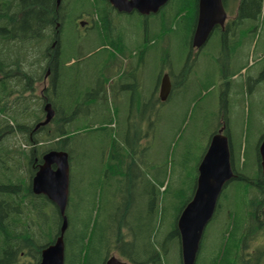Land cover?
Masks as SVG:
<instances>
[{
	"label": "trees",
	"instance_id": "16d2710c",
	"mask_svg": "<svg viewBox=\"0 0 264 264\" xmlns=\"http://www.w3.org/2000/svg\"><path fill=\"white\" fill-rule=\"evenodd\" d=\"M198 2L170 0L157 15L144 17V20L137 12L129 16H138L147 27L154 25L156 34L144 33V39L148 36L147 47L152 46L153 40L174 33L177 25L186 30L192 46ZM223 4L230 16L224 30L215 28L197 53L192 48L187 49L185 61L191 57L190 63L179 77L174 73L175 68L178 71L175 63L170 72L173 89L167 102L183 89L186 91V82L198 71L200 59L216 58L222 69L218 78L220 120L210 140L219 129L225 128L230 138L236 178L229 182L219 199L196 264H252L251 260H246L244 251L253 246L255 221H245L243 217L254 216L263 207L264 175L259 144L264 134L255 148L256 167L252 177L245 171H252L247 166L248 149H243L241 141L238 145L234 143V105L241 96L234 95V86L238 85L235 80L241 77L238 86L252 95L264 83V41L260 42V34L264 31V0H223ZM73 10L77 12L69 15ZM114 13L117 12L107 0H61L59 6L57 0H0V264H40L42 251L54 244L60 235L59 209L46 196L37 195L32 189L43 157L53 150L65 151L70 156L65 264H105L112 257V251L134 264H183L177 223L194 196L203 157L197 161L194 174L188 172L191 166L180 164L179 173L174 177L170 169L167 172L166 162L161 176L145 179L144 161L139 156L145 137L141 126L132 121L137 115L143 124L145 114L149 115L162 103L155 91L147 101L128 96L113 114L106 111L104 98L108 87L116 93L130 89L123 87V83L109 85L110 76L114 73L120 76L123 61L129 59L115 58L118 55L127 57L129 52L125 29H120V25L115 28ZM83 14L92 18L91 26L80 25L86 30L96 29L99 45L108 46L109 54L101 62L105 68L85 84H76L78 89L75 78L81 74L76 68L77 60H81L84 53L73 51L79 33L77 21ZM68 34L73 40L66 44ZM213 39L219 46L216 56L207 50ZM73 60L76 63L70 65ZM207 77L206 91L215 84L214 74L209 73ZM120 78L128 79L126 75ZM202 95L203 91L196 93L193 101H199ZM48 103L55 117L49 124L39 126L46 118ZM122 119L127 123L125 136L120 132ZM181 130L180 127L177 134ZM82 136H85L88 151L84 155L86 160L99 157L98 152L100 157L94 169L97 176L86 182L80 196L74 189L72 168L74 163L76 165L78 138ZM155 169L148 167L149 171ZM186 181L190 182V187ZM143 183L145 188L140 189ZM231 192L233 196L236 194L235 200ZM77 195L80 196L77 209H74L77 214L72 213L71 217V202ZM108 198L117 206L123 200L121 205L127 214L131 206V214L134 213L130 220L111 214L104 218Z\"/></svg>",
	"mask_w": 264,
	"mask_h": 264
},
{
	"label": "rangeland",
	"instance_id": "374dc122",
	"mask_svg": "<svg viewBox=\"0 0 264 264\" xmlns=\"http://www.w3.org/2000/svg\"><path fill=\"white\" fill-rule=\"evenodd\" d=\"M74 12H77V10H73V12L69 11L68 13L73 16ZM114 16V19L116 20L115 22L120 25V29H125L129 52L127 57L118 55L115 56V58H129L123 61L120 74V76L126 75L128 79L120 78V76L114 73L110 76L109 85H112L111 82H114V84L117 82L116 84H129V87L131 88L127 90L128 92L122 93H116L109 87L107 88L104 100L106 111L111 112V114L122 107L121 104L128 96H132L135 99L141 97L147 101L155 92V85L160 77H162L160 76L161 70L166 67L170 73L174 69L175 63L181 66L185 61V54L186 51H188L187 49L191 47L186 30H183L184 28L182 25H177L174 33H171L168 36L166 35V38H161L158 40V43L148 47L151 58H141L142 53L140 49L144 47V44L141 48L139 47L143 42L144 33L149 36L156 34L157 31L155 30L154 25H150L147 31L146 24L142 22L138 16L126 17L120 16L117 13H114ZM82 20L89 21L85 26H91L92 18L90 16H88L87 19L83 18ZM84 27L78 25L79 33L77 34V43L75 44L73 51V53L77 54L84 53L83 58L77 60L79 63L76 68L80 69L81 74V76H76L75 78V87L78 89L80 87L76 84H85V82L93 78L100 69L103 70V68H105V66L102 67L103 64H101V62L109 54L107 51L108 46L103 47V45H99L98 43L97 39L99 32L92 28L86 30ZM260 37V42L264 41V31L261 32ZM65 39L66 44L72 43L73 38L71 35L68 34ZM137 48L139 49L133 52V50ZM152 48H159L157 54L159 58H152L154 57ZM207 48L212 54L215 56L217 55L219 46L214 43V39L208 43ZM159 59L160 61L162 60L163 63L158 69ZM143 60L146 62L144 63ZM250 62L253 64V61L250 60ZM73 63H76L75 60H73L70 65ZM197 65L198 71H194L186 82V91L183 89L181 91L182 93L177 94L170 102L160 105L156 110H151L149 115L145 114L146 120L143 124L139 121L137 115L135 120L132 121L141 126L139 127L141 128L142 135L145 137L143 148L139 154L144 161L142 164L143 171L145 172V179L153 180L154 176H161L166 167V162L168 163L167 172L170 169V174L172 172L174 177L179 173L178 167L180 164L187 167L191 166V170L188 172L194 174L197 161L203 157L204 149L208 145L211 134L214 132V129L220 120L218 114V101L221 90L218 85L220 83L218 78L221 75L222 69L218 65L216 58L200 59L199 64ZM104 71L108 74L107 70L104 69ZM209 73L212 75L214 74L215 84L214 88L206 91V83L208 81L206 78H208L207 76ZM175 75H177V70H175ZM240 81L241 77L237 78L235 83L240 85ZM238 85L235 84L234 86L236 87L234 89V95H241L240 97L238 96L239 100L237 99L238 102L234 105V143L238 145V143L242 142L243 149H248L247 153L249 162L247 166L248 168H252V171H245L247 175L254 177L253 171L256 167L255 148L264 134V83L259 89L254 91L252 95H249L245 90L242 91ZM114 89L116 88L114 87ZM129 91L133 92L128 94L130 93ZM201 91H203V95L199 101H193L195 94ZM139 107H141V105ZM147 108L148 106L145 104L144 109L147 110ZM122 120L123 124L121 125L120 132L122 136H125L127 132L125 124L127 123L124 119ZM220 122L222 123V120ZM180 127L182 130L177 134ZM23 147L25 149L26 145ZM142 151H144V153H142ZM86 153H88V151L85 147V136H82L78 138L76 149L77 159L75 161L76 165L74 163L72 168L74 189L76 190V194L80 196L83 195L82 190L86 182L88 183L90 180L93 181L97 176L94 169L98 161L97 159L100 157V153L98 152L99 157L96 156L92 160L87 161L84 156ZM167 154H169L168 157ZM149 166H154L156 169L149 171ZM186 185H188V187L191 186L189 181H186ZM232 187L233 186H231V188ZM144 188L145 184L143 183L140 189ZM226 190L227 192L229 191L228 188ZM72 195H74V192H72ZM78 195L75 196V199L73 198L71 202V205H73V209L71 207V217L72 213L77 212L74 211V209H77V203L80 199V196ZM231 198L235 200L236 194L233 196V193L231 192ZM99 201L100 195L98 196L97 193L98 206ZM122 202L123 200H120L119 205L117 206L115 202L111 203L109 198L108 201L106 199L105 205L108 207V211L106 214H103V217L105 218V216L111 214L117 218L125 216V221L126 219L130 220V216H133L134 213L132 212L131 214L130 202V211L128 214L125 211L124 206L121 205ZM214 231L215 228H213L211 236L214 234ZM111 256L119 257L114 251L111 252Z\"/></svg>",
	"mask_w": 264,
	"mask_h": 264
},
{
	"label": "water",
	"instance_id": "95a60500",
	"mask_svg": "<svg viewBox=\"0 0 264 264\" xmlns=\"http://www.w3.org/2000/svg\"><path fill=\"white\" fill-rule=\"evenodd\" d=\"M120 13L137 11L142 15L157 14L170 0H108ZM61 0H57V5ZM227 12L223 0H199L198 19L193 37V47L202 48L217 26L224 27ZM82 26L85 23H81ZM172 90L171 79H162L159 97L166 102ZM46 118L39 124L45 126L55 117L51 104H46ZM38 126V127H39ZM262 174L264 175V139L259 146ZM236 178L232 167L230 138L221 128L212 136L208 149L198 168V179L192 200L182 211L177 227L181 238L183 264H196L205 231L214 218L219 199L225 187ZM71 166L70 156L65 151H50L33 179L32 189L37 195L46 196L59 209L62 217L60 235L56 242L42 251L40 264H65V234L69 227L66 215L70 200ZM105 264H134L117 256L107 259Z\"/></svg>",
	"mask_w": 264,
	"mask_h": 264
},
{
	"label": "flooded vegetation",
	"instance_id": "af4514ba",
	"mask_svg": "<svg viewBox=\"0 0 264 264\" xmlns=\"http://www.w3.org/2000/svg\"><path fill=\"white\" fill-rule=\"evenodd\" d=\"M108 1V0H107ZM199 3V2H198ZM110 4V3H109ZM110 6H111V8H113V10H114V12H117V13H120V12H118L111 4H110ZM226 10V9H225ZM135 12H137V11H133L132 13H120V14H126V15H131V14H134ZM227 12V11H226ZM138 13V12H137ZM159 13V12H158ZM157 13V14H158ZM197 13H198V10H197ZM140 14V13H139ZM157 14H151V15H157ZM141 16H143L142 18H143V20H144V17L145 18H148V17H150L151 15H148V16H146V15H142V14H140ZM227 15H228V17H227V21L225 22V26H226V23L228 22V20H229V14H228V12H227ZM83 18H88V16L87 15H85V14H83L82 16H81V18H79L80 20L78 21V25L79 26H81L80 24L81 23H87V22H89V21H87V20H82ZM197 19H198V16H197ZM146 25H147V23H145ZM119 25H118V23H116V25H115V28H117ZM196 26H197V24H196ZM196 26H195V30H194V33H195V31H196ZM225 26L224 27H220V26H217V27H220V28H222L223 30H224V28H225ZM216 27V28H217ZM146 28H148L149 29V26L147 27L146 26ZM148 29H147V31H148ZM115 31H116V29H115ZM193 37H194V34H193ZM158 40L159 39H157V40H153L152 41V45L153 44H155V43H158ZM143 42H144V47L143 48H141L140 49V51H141V53H142V56H141V58H151V56H150V54H149V49H148V45H147V43H148V36H147V38L146 39H144L143 40ZM163 47H164V44H163ZM190 48H192L193 49V52L194 53H197L199 50H201L202 48H195V47H193V38H192V46L190 47ZM152 52H153V55H154V57H152V58H159L158 56H157V54H158V52H159V48H157V49H154V48H152ZM164 58V57H163ZM186 58V57H185ZM190 58L191 57H189V58H187L186 59V61H184L183 62V64L180 66V65H178V71H177V77H179V76H181L182 75V73L183 72H185L186 71V69H187V66H188V63H190ZM143 62L145 63L146 61L145 60H143ZM162 60L160 61V59H159V66H158V69H159V67L162 65ZM174 67H175V65H174ZM175 70H176V68H175ZM174 73H175V71H174ZM160 76H162V77H160V80L157 82V84H156V88H155V91H156V93H157V96L159 97V93H160V88H161V83H162V79H163V76L165 75V74H168L169 75V77H170V79H171V76H170V73L168 72V70H167V68L166 67H164L162 70H161V72H160ZM171 84H172V80H171ZM178 84L180 85L181 84V82H178ZM120 87H122V85L120 86ZM123 87H125V88H131V87H129V84H126L125 86H123ZM116 88H117V86H116ZM172 89H173V85H172ZM171 93H172V90H171ZM160 99V98H159ZM168 99H169V97H168ZM168 101V100H167ZM162 104H164L165 102H161ZM260 165H261V158H260ZM261 170H262V168H261ZM253 219V220H252ZM243 220H252V221H255V224H254V230H255V239H254V241H253V246L252 247H250V248H248L247 249V252L246 251H244V255H245V257H246V260H251L252 261V264H264V203H263V207H262V209L260 210V213H258V214H256V215H254V216H245V217H243Z\"/></svg>",
	"mask_w": 264,
	"mask_h": 264
},
{
	"label": "bare ground",
	"instance_id": "6f19581e",
	"mask_svg": "<svg viewBox=\"0 0 264 264\" xmlns=\"http://www.w3.org/2000/svg\"><path fill=\"white\" fill-rule=\"evenodd\" d=\"M191 10V9H190Z\"/></svg>",
	"mask_w": 264,
	"mask_h": 264
}]
</instances>
